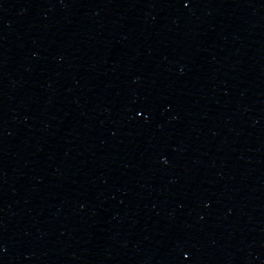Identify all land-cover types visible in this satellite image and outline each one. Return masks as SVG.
<instances>
[{
	"label": "water",
	"instance_id": "water-1",
	"mask_svg": "<svg viewBox=\"0 0 264 264\" xmlns=\"http://www.w3.org/2000/svg\"><path fill=\"white\" fill-rule=\"evenodd\" d=\"M196 264H264V0H234Z\"/></svg>",
	"mask_w": 264,
	"mask_h": 264
}]
</instances>
